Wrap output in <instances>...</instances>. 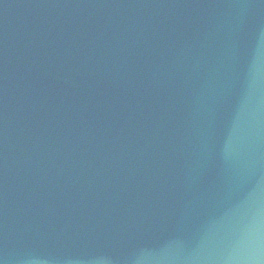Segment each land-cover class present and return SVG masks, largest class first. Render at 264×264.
<instances>
[{
  "label": "water",
  "instance_id": "obj_1",
  "mask_svg": "<svg viewBox=\"0 0 264 264\" xmlns=\"http://www.w3.org/2000/svg\"><path fill=\"white\" fill-rule=\"evenodd\" d=\"M0 264H264V0H0Z\"/></svg>",
  "mask_w": 264,
  "mask_h": 264
}]
</instances>
